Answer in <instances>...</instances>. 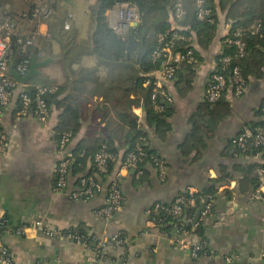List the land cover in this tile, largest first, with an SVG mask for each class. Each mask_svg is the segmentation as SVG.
Listing matches in <instances>:
<instances>
[{
    "label": "crops",
    "instance_id": "0c3cea01",
    "mask_svg": "<svg viewBox=\"0 0 264 264\" xmlns=\"http://www.w3.org/2000/svg\"><path fill=\"white\" fill-rule=\"evenodd\" d=\"M43 3L51 4L54 13L47 23L34 25L41 32L36 49L43 53L37 61L45 58L49 61L34 74L42 82L31 83L56 90L62 87L58 98L79 96L81 126L67 145L71 151L88 132L100 135L106 122L115 120L112 103L104 94L119 95L114 84L122 71L116 70L117 76L111 79L108 69L97 66L96 57L90 53L87 44L93 29L90 7L95 0H44L33 4ZM216 15L217 29L212 40L206 47L195 45L201 62L194 69L193 79L187 70L180 71L171 81H164L157 70L152 72L154 82L171 96L172 110L168 116L171 130L164 140L152 136L151 142L165 165V177L161 180L157 170L149 167L145 176L134 179L118 161L124 200L110 222L96 214L105 204L106 185L102 181V190L88 201L68 196L76 188L77 175L69 174L64 191L53 189L56 165L62 156L59 138L54 133L61 108L51 105L47 120L40 122L32 115H17L15 96L8 107L0 106V126L8 137L6 149L0 152V211L12 225H31L42 220L75 236L53 238L31 227L24 236L6 232L1 239L10 248L15 264H119L122 259L128 264H264L260 257L264 252V188L260 197L255 198L248 180L252 175L244 168L262 159L259 153L240 152L231 144L243 126L264 121V66L260 76L248 79L241 95L230 89L223 93L230 105L225 117L219 120L194 117L205 100L206 80L215 66L222 39L229 32L230 23L224 13L218 9ZM106 17L109 22V10ZM65 22L69 24L67 29ZM18 23L24 25L21 20ZM54 30L73 33L60 39L51 35ZM47 31L48 39L42 35ZM87 71L91 73L84 74L85 90L77 93L76 80ZM186 87L188 90L181 93L180 89ZM132 111L143 120L141 107H133ZM194 124L202 126L206 143L199 151L185 154L181 146ZM216 178L223 181L212 202L214 212L205 220L209 252L193 256L182 245L184 235L173 222L160 228L150 221L149 215L156 203L171 202L182 191L196 192L209 179ZM195 215L193 223L199 220L198 217L194 221ZM119 235L125 237L123 244L105 243ZM96 250L100 251L98 255L94 253Z\"/></svg>",
    "mask_w": 264,
    "mask_h": 264
},
{
    "label": "trees",
    "instance_id": "16d2710c",
    "mask_svg": "<svg viewBox=\"0 0 264 264\" xmlns=\"http://www.w3.org/2000/svg\"><path fill=\"white\" fill-rule=\"evenodd\" d=\"M121 1H129L135 6L138 23L136 26H129L123 34H118L108 26L106 12ZM195 2L196 0H95V5L91 9L93 29L87 41L90 53L96 57L97 66H104L108 69V76L111 79L116 75V70L122 72L119 75L120 79L114 84L119 95L112 97L109 93L104 94L105 99L112 103L115 120L106 122L104 132L100 135L88 132L71 150L72 160L69 168L72 176L77 175L75 186L80 178L92 176L100 184L102 181L108 187L110 180L118 174V161L119 165L123 167L126 163V156L130 152H136L138 146L142 148L144 154L134 168H128V172L132 173V178L135 179V176L142 178L147 174L149 167L155 168V158L161 160L152 147V136L159 140L166 138L167 133L171 130L168 116L172 108L170 103L164 102L161 96H157L156 102L164 105V109L158 111L151 100L152 89L155 85L151 74L161 66L162 61L166 58V54L163 52L156 56L153 54L158 45L160 34L164 35L165 40H173L172 52L183 53L190 49L197 59L196 63L181 61L173 79L182 70H187V74L193 79L194 69L201 62V55L195 49V45L206 47L212 40L217 29L216 10L219 9L229 21L230 27L227 36L222 39V48L216 57L214 68L221 69L222 64L219 59L228 55L231 57L230 61L226 69L222 71L226 76H229V71L234 66L239 68L246 84L250 77L262 74L264 66V0H218L216 4L214 0H204L205 6L211 9L210 16L204 19L197 17ZM177 3L180 4V9L183 12L178 19L174 18V8ZM33 6L35 4L31 3L27 9ZM256 23H260V28L258 32L252 33L250 28ZM237 28L242 29L241 39L244 42L241 56H237L236 47L226 41L227 37L233 36ZM71 31L73 33V30ZM71 31L54 30L51 35L62 39L64 36L67 38ZM174 32L181 38H174ZM36 48H33V53L37 50ZM43 49L46 52V48L43 47ZM89 73L91 71L83 73L76 80L74 89L77 93L84 92L82 81L86 79L84 74L88 75ZM28 80L25 82L28 85L26 90L32 94L35 91V85L39 84H33ZM228 89L232 90V87L229 85L226 90ZM186 90L188 87L180 89V92ZM61 91L62 87L53 93L44 95L49 109L53 104L61 108L58 122L54 126L57 138H60L61 134L66 131L74 136L81 126L79 96L65 95L58 98ZM133 107L142 108L143 120L133 113ZM229 112V102L222 95L215 102H208L205 99L196 110L194 117L195 119L210 117L219 120ZM254 126L264 127V121L257 125L251 124V127ZM205 143L206 138L202 126L194 124L181 147L183 153L189 154L192 151H199V148L204 147ZM103 145L107 152L113 156V159L106 161L105 171H99L93 161V156ZM240 152L252 155L259 153L262 159L259 162L248 163L244 167L252 175L248 180L255 190L258 177L256 173H253V170L258 166H264V146L249 145L247 149ZM88 159L91 160L90 166H87ZM222 181L221 178L209 179L196 192L182 191L177 194V196L193 198V205L187 204L181 217L173 218L166 215L163 209H157L149 215L150 219L154 220L156 226H160V228H165L171 221L178 229L188 230L196 241L205 243L199 255L208 253L209 250L205 242L207 237L205 220L214 212L212 202ZM119 186L121 189V177H119ZM174 199L162 204L170 206ZM208 202L211 203V213L205 218H201L199 215V220L193 223L192 219L196 211L201 208V213Z\"/></svg>",
    "mask_w": 264,
    "mask_h": 264
},
{
    "label": "built area",
    "instance_id": "2783aa9c",
    "mask_svg": "<svg viewBox=\"0 0 264 264\" xmlns=\"http://www.w3.org/2000/svg\"><path fill=\"white\" fill-rule=\"evenodd\" d=\"M196 14L199 19H204L210 16L211 9L205 6L204 0H196ZM54 8L49 3L35 5L31 8L23 10L15 15L4 10L0 3V106L8 107L14 96L18 101L17 115L19 117L34 116L38 121L45 122L49 116V107L44 98L47 93L56 91V87L35 85V91L30 94L26 88L27 83L18 82L10 73V69L16 71L20 76H24L30 67L33 58H41L43 53L41 50L34 52L33 48L38 46L40 30L36 29V23H47L52 17ZM180 4L177 3L174 8V18L178 19L182 15ZM108 26L118 34H123L129 27V24L137 21L138 14L135 6L129 1L117 2L113 8L109 9ZM18 20H21L24 25L20 26ZM69 24L64 23V28L67 29ZM260 23L253 25L250 30L252 33L258 32ZM175 30V28H172ZM45 38H50V33L47 31L42 34ZM242 29L237 28L232 37H227L226 41L236 47V55L241 56L244 50V42L241 39ZM173 37L181 38V36L173 33ZM173 40H165L164 35L160 34L158 45L153 52L154 56L161 52L166 54L165 60L157 69L161 78L164 81L173 80L174 73L179 67V63L186 60L189 63H196L197 59L189 49L186 52H172ZM230 56L226 55L219 59L222 64L221 69L214 68L209 76V82L205 90V99L208 102H215L220 99L223 92L230 85L235 95L239 96L243 93L246 82L242 77L237 66H234L229 71V76H226L222 71L226 69L230 61ZM229 82V83H228ZM152 89L151 100L158 111L164 109L162 103H157V96H161L166 103L171 102V96L158 82H154ZM72 135L70 132H63L59 138V147L62 150V156L56 165V180L54 182V191H64L68 185V177L70 174V164L72 153L68 149ZM8 137L5 130L0 126V152H3L8 145ZM231 144L239 151H244L249 145L255 147L264 146V127L262 126H243L238 134L231 139ZM144 151L139 146L136 152H130L126 156V163L123 168L135 167L136 163L141 159ZM113 159V156L107 152L103 145L93 156L99 171L106 170V161ZM155 169L161 180L165 177V165L162 160L154 159ZM258 177V184L254 190L253 196L259 198L261 191L264 188V166H258L255 169ZM119 177L117 174L110 180L108 187L105 188V204L96 210V214L106 221H112L115 218L117 210L121 207L124 197L119 186ZM103 186L92 176L80 178L76 188L71 191L68 196L72 200L88 201L95 194L102 190ZM193 198H188L183 195L177 196L170 206H164L162 203H156L152 211L163 209L166 215L173 218H179L182 215L187 204H192ZM211 213V203L205 204L204 209L200 213L201 218H205ZM151 222L155 221L150 219ZM41 230L45 235L53 238L72 239L75 236L69 232H64L53 228L42 220H35L31 225H12L9 218L0 211V264H15L14 256L8 245L1 239V236L6 232H11L17 236H24L29 228ZM184 237L181 243L184 247L189 248L193 256H198L199 252L204 248L205 243L190 239L192 234L188 230L178 229ZM125 237L123 235L114 236L105 243L123 244ZM95 255L100 253L99 250L94 251ZM264 260V252L260 254ZM57 264V263H48ZM93 264V263H92ZM119 264H128L125 259H122Z\"/></svg>",
    "mask_w": 264,
    "mask_h": 264
},
{
    "label": "water",
    "instance_id": "95a60500",
    "mask_svg": "<svg viewBox=\"0 0 264 264\" xmlns=\"http://www.w3.org/2000/svg\"><path fill=\"white\" fill-rule=\"evenodd\" d=\"M138 23V21H134L132 23L129 24V26H136ZM49 61V58H45L42 61H37L35 58L32 59L30 67L28 72L24 75V76H20L16 71H14L13 69H10V73L12 74V76L20 83H25L29 78H31L34 74H38V68H40L41 66H44L47 62ZM211 72L209 73L210 76ZM209 76L208 79L206 80V84L209 82ZM200 210L201 208H199L196 211V215H195V219L194 221H196L200 215Z\"/></svg>",
    "mask_w": 264,
    "mask_h": 264
},
{
    "label": "rangeland",
    "instance_id": "374dc122",
    "mask_svg": "<svg viewBox=\"0 0 264 264\" xmlns=\"http://www.w3.org/2000/svg\"><path fill=\"white\" fill-rule=\"evenodd\" d=\"M34 2L40 3V2H44V0H0L1 7L4 10L13 13L14 15L16 13H19L22 9H25V7L27 8L28 5ZM92 7L93 6L90 7V13ZM28 81L34 83L42 82L41 78L37 77L36 75H33Z\"/></svg>",
    "mask_w": 264,
    "mask_h": 264
}]
</instances>
